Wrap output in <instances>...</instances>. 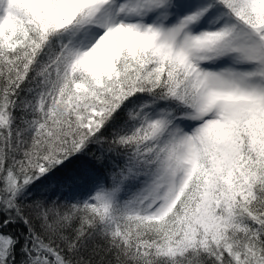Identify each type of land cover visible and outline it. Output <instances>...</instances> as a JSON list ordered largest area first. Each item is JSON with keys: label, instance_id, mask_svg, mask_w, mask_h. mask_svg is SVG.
Segmentation results:
<instances>
[{"label": "snow or ice", "instance_id": "6c2138e0", "mask_svg": "<svg viewBox=\"0 0 264 264\" xmlns=\"http://www.w3.org/2000/svg\"><path fill=\"white\" fill-rule=\"evenodd\" d=\"M0 264H264V0H0Z\"/></svg>", "mask_w": 264, "mask_h": 264}, {"label": "trees", "instance_id": "16d2710c", "mask_svg": "<svg viewBox=\"0 0 264 264\" xmlns=\"http://www.w3.org/2000/svg\"><path fill=\"white\" fill-rule=\"evenodd\" d=\"M87 159H89V160H90V159H92V157L89 155V156L87 157Z\"/></svg>", "mask_w": 264, "mask_h": 264}]
</instances>
